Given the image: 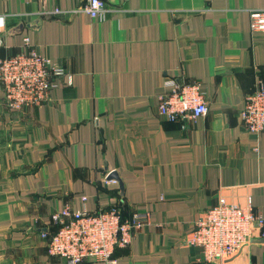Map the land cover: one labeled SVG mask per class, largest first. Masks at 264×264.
Wrapping results in <instances>:
<instances>
[{
	"label": "crops",
	"instance_id": "obj_1",
	"mask_svg": "<svg viewBox=\"0 0 264 264\" xmlns=\"http://www.w3.org/2000/svg\"><path fill=\"white\" fill-rule=\"evenodd\" d=\"M105 2L94 18L86 0H0V58L26 52L28 38L66 71L50 100L21 111L0 85V264H67L42 235L52 213L111 205L150 214L117 264H211L186 242L205 210L225 197L264 218V132L240 117L264 81V32L250 27L264 0ZM174 78L201 84L207 115L159 113ZM262 232L225 264H264Z\"/></svg>",
	"mask_w": 264,
	"mask_h": 264
},
{
	"label": "built area",
	"instance_id": "obj_2",
	"mask_svg": "<svg viewBox=\"0 0 264 264\" xmlns=\"http://www.w3.org/2000/svg\"><path fill=\"white\" fill-rule=\"evenodd\" d=\"M83 10L94 18L104 16L105 0H86ZM62 12L56 8L54 14ZM252 32H264V8L250 10ZM26 52L0 58V85L4 87L8 109L21 111L40 106L50 100L58 79L65 69L31 46L26 38ZM171 89L159 98V113L168 121L194 123L209 113V102L199 82L173 79ZM240 117L251 132H264V81L246 97ZM83 200H86L83 197ZM54 231L44 232L47 249L67 264L100 261L117 264L114 254L132 242L135 233L149 224L150 214L135 212L125 216L119 205L100 210L66 206L52 213ZM264 224L262 215L249 206L229 202L221 197L218 203L201 214L195 227L186 237L189 246L200 247L209 263L225 264L243 246L250 243L254 231ZM264 237V233H261Z\"/></svg>",
	"mask_w": 264,
	"mask_h": 264
},
{
	"label": "water",
	"instance_id": "obj_3",
	"mask_svg": "<svg viewBox=\"0 0 264 264\" xmlns=\"http://www.w3.org/2000/svg\"><path fill=\"white\" fill-rule=\"evenodd\" d=\"M23 26H24V24H19V26H17L16 28H14V30H12V31H19V30L22 29ZM28 26H30V24H28ZM34 26H35V24H34ZM2 36H3V34H0V40H1ZM108 179L109 180H116V181H118L120 183L121 196L124 197V195H125V188H124V184H123L120 176L118 175V173L116 171L110 172ZM121 202L124 203L123 198H122ZM256 241H258V242H264V238L258 239ZM212 264H217V263H212Z\"/></svg>",
	"mask_w": 264,
	"mask_h": 264
},
{
	"label": "trees",
	"instance_id": "obj_4",
	"mask_svg": "<svg viewBox=\"0 0 264 264\" xmlns=\"http://www.w3.org/2000/svg\"><path fill=\"white\" fill-rule=\"evenodd\" d=\"M126 208H125V206H123V214L126 216L127 214L125 213L126 212V210H125ZM54 231V230H53Z\"/></svg>",
	"mask_w": 264,
	"mask_h": 264
}]
</instances>
